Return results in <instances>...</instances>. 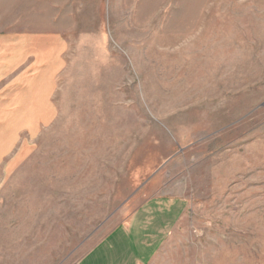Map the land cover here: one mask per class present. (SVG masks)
I'll return each mask as SVG.
<instances>
[{
  "label": "rangeland",
  "instance_id": "374dc122",
  "mask_svg": "<svg viewBox=\"0 0 264 264\" xmlns=\"http://www.w3.org/2000/svg\"><path fill=\"white\" fill-rule=\"evenodd\" d=\"M9 34L63 48L1 163L0 264H74L156 197L188 206L150 264H264V0H0Z\"/></svg>",
  "mask_w": 264,
  "mask_h": 264
},
{
  "label": "crops",
  "instance_id": "0c3cea01",
  "mask_svg": "<svg viewBox=\"0 0 264 264\" xmlns=\"http://www.w3.org/2000/svg\"><path fill=\"white\" fill-rule=\"evenodd\" d=\"M62 48V40L53 35L0 36V128L6 137L0 139V169L4 175L8 170L3 169L7 165L2 168V160L16 140L20 136L26 139L9 162L27 150L26 142L40 128L53 121ZM187 206L178 197L144 201L74 264H150Z\"/></svg>",
  "mask_w": 264,
  "mask_h": 264
}]
</instances>
